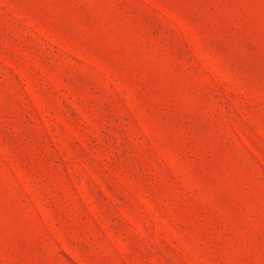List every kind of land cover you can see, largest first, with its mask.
<instances>
[{
	"label": "rangeland",
	"instance_id": "obj_1",
	"mask_svg": "<svg viewBox=\"0 0 264 264\" xmlns=\"http://www.w3.org/2000/svg\"><path fill=\"white\" fill-rule=\"evenodd\" d=\"M0 264H264V0H0Z\"/></svg>",
	"mask_w": 264,
	"mask_h": 264
}]
</instances>
